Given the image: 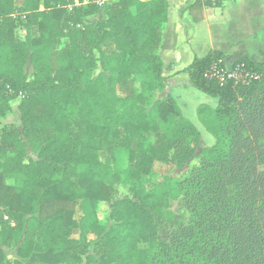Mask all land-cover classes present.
Returning <instances> with one entry per match:
<instances>
[{
    "label": "trees",
    "instance_id": "1",
    "mask_svg": "<svg viewBox=\"0 0 264 264\" xmlns=\"http://www.w3.org/2000/svg\"><path fill=\"white\" fill-rule=\"evenodd\" d=\"M73 1L25 0L17 7L13 0H0V120L10 112V102L22 96L21 132L0 122V207L19 237L24 233L17 255L28 257L27 264H108L100 255L105 244L94 242L90 253L85 240L94 231L88 206L109 193L104 183L94 188V178L106 175L101 164L86 173L77 170L81 149H92V137L108 131L128 143L124 135L130 132V119L135 128L157 135L143 149L154 147L156 155L171 151L178 168L197 143L198 133L192 139L194 128L173 98L137 115L128 112L122 130V114H100L95 108L104 95L103 81L95 74L96 54H108L122 94L164 91L169 77L158 51L168 20L166 0H116L109 10L112 20L83 31L77 28L81 18L99 8L92 0H77L69 12ZM221 2L204 4L220 7ZM219 58L227 54L210 51L182 71L193 89L216 100L213 107L200 106L197 114L215 143L201 151L199 165L176 185L167 179L149 194L136 185L134 200L118 203L121 218L111 232L118 235L123 264H139L130 253L137 244L147 246L150 264H264V67L239 59L234 63L246 64L263 78L248 86H219L203 78ZM28 61L30 76L24 72ZM151 159L148 152L141 155L138 171L146 174ZM175 201L183 214L171 211ZM78 207L81 216L75 221ZM0 264H8L1 251Z\"/></svg>",
    "mask_w": 264,
    "mask_h": 264
},
{
    "label": "rangeland",
    "instance_id": "2",
    "mask_svg": "<svg viewBox=\"0 0 264 264\" xmlns=\"http://www.w3.org/2000/svg\"><path fill=\"white\" fill-rule=\"evenodd\" d=\"M245 1L246 0H241V3H239V17L243 18V24L246 20L249 24L248 21L250 16L244 11L246 8L244 5ZM115 2L116 0H92L91 4H96L99 10L95 14L83 16L80 25L77 26L78 30H84L87 25L106 21L110 18L112 20V15H109V10L111 4ZM71 4L72 5L67 7L69 12L73 7L78 6L79 3L77 0H74ZM82 4L84 6L83 10L87 11V7L85 8L88 4L87 1H84ZM250 7L256 9V12L252 15V26L254 28L261 26L262 35L264 36V19L260 16L263 15L264 0L251 1ZM130 12L132 14L135 13V8L133 6L130 7ZM250 32L249 25H247L241 37L248 39ZM182 34L184 36L185 31H183ZM203 38L206 39L207 37L205 38V36H203ZM251 44V41H248L245 43V47L248 48ZM96 56H98V64L95 74L100 76L103 81L104 95L102 102L96 104L95 108L99 109L100 114H103L105 110L114 117H118L122 114L118 118L120 120L118 129L122 130L126 122L123 117L128 112L137 115L142 111H148L157 101H166L168 98H173L180 108L182 117L194 128L192 139L195 140V134L196 132L198 133L197 143H192L191 145L194 148V153L182 168L177 167L176 159L173 158L172 152L169 150L166 151V155L160 153L156 155L153 151L154 147L150 150L143 149L146 146L150 148V146L154 144L157 135L154 131L144 127L135 128V124L130 119L127 121L130 126V132L124 135L128 143L119 136L110 135L107 131L105 135L92 137V149L85 147L81 149L80 165L77 168L78 172L86 173V171L88 172V170L92 168L93 164H101L106 170V175L103 178L99 176L94 178V188L95 191H98L100 184L104 183L109 190L108 197L101 196L97 202L88 206L93 213L91 228L94 230L91 234L87 233L85 236V240L89 242L88 251L92 253L93 246L96 242H100L99 244L97 243L98 247H101L100 244L103 243L105 247H103L104 250L101 251V259H106L108 264H123L117 255L116 242L118 235L115 232H111L112 228L119 224L121 218L122 209L118 203L123 200L133 201L134 198L131 190L132 187L136 185L140 186L145 193L149 194L167 179L170 180L173 185H176L189 175L193 167L199 165L202 156L201 151L213 146L215 138L205 130L204 126L199 121L197 116L198 109L200 106L213 107L216 104V100L193 89L185 76L169 79L161 94H150L145 96V94L141 93L139 90V93L132 91V95L127 96L124 93L122 94L117 84H115V66L111 61H108V54H105V57H99L98 54H96ZM196 56L200 57L202 54L197 52ZM228 62L230 63L229 60ZM24 72L28 74L30 71L24 69ZM29 74H32V72ZM136 91H138V89H136ZM98 92H101V90ZM21 98L22 96H19L16 100L10 102L11 110L6 114L7 117L5 116L0 120L1 124L16 122L12 116L14 114L16 116L19 115L18 104ZM15 126L21 132L22 124L20 119ZM123 141L126 142L125 146L122 145V147H119L120 142ZM26 152L29 158H32L34 161L36 160V155L31 149L27 148ZM146 152L152 156V159L148 162L150 167L146 174H142L138 171L141 163L140 156ZM171 211L178 215L184 213L179 201L171 203ZM80 216L81 211L78 207L75 213V221H77ZM74 231L75 235H78L81 230L75 226ZM146 249L147 246L145 244H137L134 250L130 252L135 263L150 264L152 257L150 253H146Z\"/></svg>",
    "mask_w": 264,
    "mask_h": 264
},
{
    "label": "crops",
    "instance_id": "3",
    "mask_svg": "<svg viewBox=\"0 0 264 264\" xmlns=\"http://www.w3.org/2000/svg\"><path fill=\"white\" fill-rule=\"evenodd\" d=\"M25 0H13L14 5L20 7ZM206 0H166L168 5V20L162 27V45L158 51L160 60L166 68L165 75L169 79L187 75L182 71L192 62L194 57H204L210 51L218 50L227 54V61L233 63L239 59L253 61L264 67V36L261 26H252V15L256 12L251 8V1L246 0L245 13L249 15V24L239 17L238 9L241 0H222L220 7L205 6ZM263 15H260L264 19ZM249 25L251 32L248 39L241 37L243 30ZM264 25V24H263ZM264 30V29H263ZM183 31L185 35L183 36ZM23 36V31H18ZM205 36L206 39L203 38ZM245 38V39H243ZM251 41L246 48L245 43ZM200 52L202 56H196ZM165 58V59H164ZM183 66V67H182ZM32 72V65L28 61L24 67ZM29 72V73H30ZM26 74L30 76V74ZM167 80V81H168ZM7 117V116H6ZM17 125L19 115L12 116ZM0 207V251L4 263L27 264L28 257H19L18 248L23 241L24 233L19 237L13 230L15 223L7 218Z\"/></svg>",
    "mask_w": 264,
    "mask_h": 264
},
{
    "label": "built area",
    "instance_id": "4",
    "mask_svg": "<svg viewBox=\"0 0 264 264\" xmlns=\"http://www.w3.org/2000/svg\"><path fill=\"white\" fill-rule=\"evenodd\" d=\"M203 78L219 86H224L229 82L248 86L261 80L263 75L251 70L244 63H229L227 59L219 58L209 65L203 74ZM4 220H7V217H4Z\"/></svg>",
    "mask_w": 264,
    "mask_h": 264
}]
</instances>
